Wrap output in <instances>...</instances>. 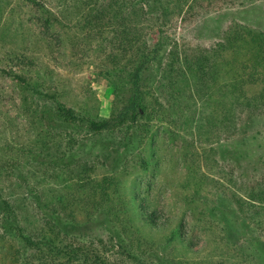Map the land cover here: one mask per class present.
Segmentation results:
<instances>
[{
    "label": "rangeland",
    "instance_id": "1",
    "mask_svg": "<svg viewBox=\"0 0 264 264\" xmlns=\"http://www.w3.org/2000/svg\"><path fill=\"white\" fill-rule=\"evenodd\" d=\"M80 2L82 0H0L2 161L13 164L22 146L38 144L41 129L30 121L31 112L29 115L25 112L26 97L31 102L29 109H36L41 115L54 113L57 108L49 100L46 104L44 99L30 100L29 91H23L7 74L10 68L16 67L17 62L10 58L15 53L31 56L45 69L51 78H48L49 84L59 87L62 102L79 114L89 109L100 118L108 119L120 112L121 106L115 101L111 86L99 73L101 62L94 57L78 62L68 44L69 36L85 38L79 18ZM152 2L154 0H149L146 4L149 10H153ZM188 4L187 12L174 17L165 29L172 40L183 46L182 53L213 48L235 23L264 32V0H190ZM83 48L89 52V46ZM162 64L152 67L146 82L145 98L152 122L150 125L143 122L138 130L129 129L135 138L139 136L133 146L124 144L130 131L127 134L123 131L101 136L92 147L78 152L82 157H85L81 154L83 151L91 154L86 157L90 167L95 156L101 155L98 177L114 170L124 175L122 196L130 203L140 238L133 236L134 245L124 243L127 254L116 258L120 264H264V226L245 221L231 198L232 179L240 178L241 187L264 176V117L243 118L240 122L239 138L243 141L247 136L245 146L241 139L219 143L212 133L194 143V126L199 114L209 111L194 102L189 109L177 104L161 80ZM62 133L55 131L54 140L47 143L53 154L70 149ZM187 153L194 155L200 176L208 179L205 189L195 185L188 166L190 155H186L187 161L184 159ZM34 171L32 168V174ZM35 175L42 184L39 195H66V175L57 181L50 179L49 184L43 183V173L35 171ZM11 192L29 208L31 219L39 215L36 201L30 197L32 187L18 186ZM140 203L155 216L158 230L145 225L139 212ZM82 211V208L77 210L79 216ZM82 229L84 245L90 248L94 242L109 241L115 227L100 219ZM21 247L0 228V264H11L14 257L19 264H32L33 253Z\"/></svg>",
    "mask_w": 264,
    "mask_h": 264
},
{
    "label": "trees",
    "instance_id": "2",
    "mask_svg": "<svg viewBox=\"0 0 264 264\" xmlns=\"http://www.w3.org/2000/svg\"><path fill=\"white\" fill-rule=\"evenodd\" d=\"M148 2L82 0L78 6L82 10L79 18L85 38L69 36L68 44L78 62L93 57L101 62L99 73L108 81L115 101L121 106L120 112L108 119L100 118L89 109L79 114L62 102L59 87L49 84L50 75L31 56L15 53L10 58L17 62L16 67L9 72L3 69L23 91H29L30 100L44 99L45 104L49 100L57 106L54 113L41 115L33 107L34 110L29 109L31 102L26 97L25 112L28 115L31 112L30 121L41 129L38 144L22 146L15 154L19 162L10 164L0 160V228L23 249L33 253L32 264H120L116 256L127 254L124 243L135 244L133 236H138V231L130 203L121 192L124 175L114 170L98 177L101 155L95 156L90 167L86 157L91 154L83 151L81 154L85 157H82L78 152L92 147L101 136L123 131L126 134L130 131L124 144L133 146L139 136L135 138L129 129L138 130L143 122L150 125L153 119L145 89L154 65L160 66L165 59L161 80L177 104L189 109L194 102L208 109V113L199 114L194 126V143L211 133L219 143L240 140L243 118L264 117L263 31L235 23L213 48L182 53L183 46L172 40L165 29L174 17L187 12L190 0H154L153 10L147 8ZM85 45L89 46V52L83 48ZM55 131L63 132L70 145V149L61 154H53L47 145L54 140ZM246 137L241 139L243 146ZM186 155H190V159ZM184 159H189L195 185L205 189L208 179L200 176L194 155L187 153ZM235 166L237 168V164ZM32 168L36 174L43 173L44 184L66 175V195H39L41 180L37 181L39 176L35 171L32 174ZM49 171L53 173L51 176ZM239 180L238 177L231 180L234 185L231 198L237 212L245 221L263 227L264 176L241 187ZM23 185L33 190L30 197L39 210L34 219L28 216L29 208L25 203L11 192ZM80 208L82 216L77 212ZM139 210L145 225L158 230L157 219L148 212L149 208L140 203ZM100 219L115 227L109 235L110 242L101 240V244L94 242L88 248L84 245L82 228ZM19 263L15 257L11 262Z\"/></svg>",
    "mask_w": 264,
    "mask_h": 264
}]
</instances>
